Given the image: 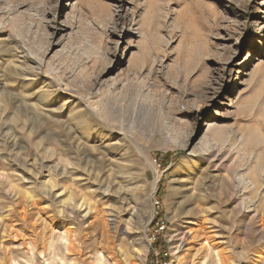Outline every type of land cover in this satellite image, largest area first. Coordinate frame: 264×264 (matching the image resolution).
<instances>
[{
	"label": "rangeland",
	"instance_id": "rangeland-1",
	"mask_svg": "<svg viewBox=\"0 0 264 264\" xmlns=\"http://www.w3.org/2000/svg\"><path fill=\"white\" fill-rule=\"evenodd\" d=\"M154 217L264 264V0H0V264H144Z\"/></svg>",
	"mask_w": 264,
	"mask_h": 264
},
{
	"label": "built area",
	"instance_id": "built-area-1",
	"mask_svg": "<svg viewBox=\"0 0 264 264\" xmlns=\"http://www.w3.org/2000/svg\"><path fill=\"white\" fill-rule=\"evenodd\" d=\"M158 204V203H157ZM152 233L150 238L151 249L145 260L144 264H178L177 261L173 258L170 248L165 249L159 246L156 247L160 237H164L166 231V225L164 222H160L154 217L152 220Z\"/></svg>",
	"mask_w": 264,
	"mask_h": 264
},
{
	"label": "bare ground",
	"instance_id": "bare-ground-1",
	"mask_svg": "<svg viewBox=\"0 0 264 264\" xmlns=\"http://www.w3.org/2000/svg\"><path fill=\"white\" fill-rule=\"evenodd\" d=\"M122 143V142H121ZM123 145V144H122ZM122 156V155H121ZM125 157V156H124ZM123 161V158H120V161ZM186 162H187V159H186V157H184L181 161H180V163L178 164V166H177V168L176 169H179L180 167H182L183 165H185L186 164ZM194 165H193V168L192 169H194V168H196V166H198L199 164H201V163H199V161H196V162H194L193 163ZM175 172V171H174ZM120 179H121V181L123 182V183H127V184H129L130 183V180H129V177L126 175V174H122L121 176H120ZM154 191H155V188H154ZM107 195V194H106ZM81 208V207H80ZM148 248V247H147ZM176 255L178 254V252H176L175 253ZM261 264H263V262L261 263Z\"/></svg>",
	"mask_w": 264,
	"mask_h": 264
},
{
	"label": "trees",
	"instance_id": "trees-1",
	"mask_svg": "<svg viewBox=\"0 0 264 264\" xmlns=\"http://www.w3.org/2000/svg\"><path fill=\"white\" fill-rule=\"evenodd\" d=\"M159 246V243L156 244V247Z\"/></svg>",
	"mask_w": 264,
	"mask_h": 264
}]
</instances>
